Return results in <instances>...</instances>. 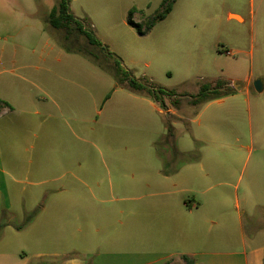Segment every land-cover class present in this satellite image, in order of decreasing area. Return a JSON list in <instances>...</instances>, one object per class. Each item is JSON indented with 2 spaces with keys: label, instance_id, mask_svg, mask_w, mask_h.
<instances>
[{
  "label": "crops",
  "instance_id": "obj_1",
  "mask_svg": "<svg viewBox=\"0 0 264 264\" xmlns=\"http://www.w3.org/2000/svg\"><path fill=\"white\" fill-rule=\"evenodd\" d=\"M164 1L160 0L159 12ZM219 1L222 0H175L171 13L142 35L148 41L138 53L145 59L149 73L158 70L163 81L172 78L176 70L188 73L192 68L206 67L211 59L234 57L232 47L239 49L236 47L240 44L235 42L243 41L248 20L252 42L258 37L264 41V0H259L258 20L254 0L249 17L242 3H238L241 0H235L233 8L219 6ZM144 7L147 11L152 9L151 4L138 6L134 0H71L70 5L75 18L85 28L91 27L96 38L120 58L125 54L116 47L117 28L123 27L125 31L126 26L135 30L128 24L132 10V20L142 25L145 19L139 17ZM29 36L23 32L12 44L9 67L3 59L5 49L1 48L0 100L7 106H0V119L15 114L34 115L41 119L44 139L57 137L67 129L74 135L76 124L78 127L79 123L93 122L100 114L98 99L92 93L99 67L90 62L82 67L75 59L76 52L64 50L50 38L44 44L53 51L33 47L20 51L23 47L20 41L27 43ZM43 36L39 37L43 39ZM57 45L61 58L54 59L55 67L51 68L50 55ZM250 55L253 56V49ZM171 59H177L176 63ZM167 60L172 64H167ZM23 62L25 65L19 66ZM253 81L251 73L243 88L200 107L188 120L187 140L166 153L171 157L166 163L151 157L149 163L140 161L141 155L143 158L148 154L149 147L144 145L99 148L92 143L104 164L105 174L98 163H90L83 178L80 165L78 172L67 173L64 162L57 176L30 182L36 188L28 196L32 204L26 213L32 219L20 231L12 220L17 215L10 198L0 137V228L5 224L0 233L9 229L22 233L26 227L33 231L40 216L49 209L47 204H42L47 196L58 203L50 209L56 214L54 223L66 215L72 217L70 237L65 242L59 237L51 241L46 236L24 241L0 239V264H40L44 259L65 257L70 254H64L61 249L67 244L84 246L88 256L79 260L71 254L75 257L65 264H186L184 256L195 264H264V100H252ZM259 81L262 91H255L261 94L264 80ZM111 100L112 97L106 98V102ZM117 103L125 111L131 103L138 112L150 108L162 117L173 113L172 109L164 111L159 104L140 95L131 101L120 96ZM131 116L139 122L146 118L142 113L120 118L127 120ZM178 125L183 123L173 124L175 129ZM53 151L48 146L42 148L44 154ZM130 155H137L133 158L135 163L128 161ZM44 170L47 174L51 170L48 162L40 165L39 172L44 175ZM14 184L18 185V180L14 179ZM81 185H90V201L101 197L107 204L117 201L123 204L107 206L97 215L91 206L88 224L83 227L81 214L65 210L64 205L65 201H81L80 194L66 195L67 186Z\"/></svg>",
  "mask_w": 264,
  "mask_h": 264
},
{
  "label": "rangeland",
  "instance_id": "obj_2",
  "mask_svg": "<svg viewBox=\"0 0 264 264\" xmlns=\"http://www.w3.org/2000/svg\"><path fill=\"white\" fill-rule=\"evenodd\" d=\"M59 0H0V54L1 48L4 47L5 55L3 59L5 65H9L11 46L16 43L23 32L29 33L28 42L20 41L22 48L20 51L25 52L31 50V48L43 49L45 51H53L52 47H47L44 43L47 42V38L51 39V42L56 44L63 43L67 35L66 31H60L53 29L48 23L49 16L53 7L57 6ZM138 6H145L147 3L151 4L152 9L147 11L144 7V12L139 19L144 18L142 23L143 29L149 19L153 18L159 13L160 0H134ZM238 1V0H237ZM235 0H222L219 1V6L224 5L226 8H233L235 6ZM238 3H242V8L249 17L251 11V0H241ZM259 0H254V10L256 11V19L261 17L259 9ZM74 11L78 14L77 4H74ZM221 12V9H219ZM129 19V17H128ZM34 26L35 28H33ZM38 28L40 33L36 30ZM117 28L118 40L116 41V47L124 52V57H118L123 67L130 69L134 77L139 81H151L155 85L166 88L167 90H174L178 94L174 98L176 101H167L164 111L169 109L173 110V113H167V118L174 123H183L178 125L176 129V145L182 141L187 140L188 134V120L192 118L200 108V101L197 98L201 87L214 86L219 80L221 81H235L234 84H230L226 88L228 90L236 91L238 88L244 87L245 80L253 74V86L259 80H264V41L261 42L260 38H256L255 42L251 40V27L248 20L246 31L244 32V39L241 42H235L240 44L239 49H234L233 52L236 55L234 57L225 58L219 61L213 59L204 68H192L188 73H182L180 71H174L173 77L170 79H161V74L158 70H152L149 73L145 67V59L140 56L138 50L143 48L148 41L147 36L140 35L137 30H131L125 26L123 31ZM89 29L92 30L91 27ZM44 35L43 39L39 36ZM16 37L15 38L13 37ZM40 43V45L38 44ZM69 46L81 51L87 55H93L100 59V62L105 67L111 68L103 70L98 68V77L96 87L92 84V93L98 99V109L100 114L95 116V120L88 124L79 123L75 126V134L71 135V131L60 132L57 137L44 139L43 133L40 129L42 124L41 119L36 118L34 115L15 114L13 116H5L0 119L1 127V145L3 152L4 169L6 172V179L9 186V192L11 194V202L13 209L17 215L13 220L14 226L24 225L31 214L26 213L27 208L31 206L28 196L32 195V191L36 188L30 186V182H36L49 176L53 178L57 176L59 172V166L65 162L67 168L65 172H78L81 166V172L83 178L85 174H88L90 163H98V167L101 168L102 173L105 174L104 164L100 161V155L97 150H93V144H96L99 148H106L117 145H144L149 147L148 154L140 156V161L145 163L155 161H163V163L170 161L169 155L163 156V159L154 150L155 144L163 138L164 135V121L156 111H152L150 108H145L138 112L130 103L125 111L121 103L116 101L118 97L124 96L126 100L131 101L136 97V93L133 92L126 82L122 81V77L116 78L113 73L109 72L114 70L113 59L108 58L98 47L91 46L87 39L78 34L74 29L70 31ZM236 46V44H234ZM254 45V46H253ZM253 49V56L250 55V51ZM60 46L57 45L54 48V52L51 53L49 67H55L54 59L61 58L59 54ZM241 52V53H237ZM77 53V52H76ZM75 56L80 61L82 67L93 64V62L85 55L77 53ZM172 63H176L177 59H171ZM167 60V64H172ZM25 63H20L19 66H23ZM42 66L41 64H38ZM94 65V64H93ZM9 67V66H8ZM84 71V68H83ZM63 72V70L61 71ZM153 76V77H151ZM76 77V76H75ZM69 78V77H68ZM77 78V77H76ZM161 80V81H159ZM240 86V87H239ZM251 86L252 100L263 99L264 92L256 93L255 88ZM20 88V87H19ZM121 89V91H117ZM245 93V91H242ZM23 93V91L20 90ZM223 93V91H222ZM24 94V93H23ZM112 97V100L106 102V98ZM243 99L245 96H242ZM198 99V100H197ZM142 113L146 115L145 121H138V118L123 119L122 115H134ZM94 129L92 132L90 130ZM161 132V133H157ZM91 142V143H90ZM93 143V144H92ZM50 147L53 151L51 154L42 153L43 147ZM153 146V147H151ZM33 148V149H32ZM153 149V151H152ZM95 152V154H94ZM104 153L106 151L104 150ZM92 154V161L90 159ZM107 154V153H106ZM110 156V155H105ZM137 155H130L128 161L132 164L135 163L133 159ZM151 157V160H150ZM107 162L106 157L104 159ZM48 162V167L51 170H44L39 172L40 165ZM70 164L71 166H69ZM88 177V176H87ZM14 179L18 180V185L14 184ZM245 180V178H244ZM87 184H89L87 182ZM14 186L22 192V194L14 189ZM243 187V184L242 186ZM98 189L96 186L93 187ZM73 193L81 195L80 202L65 201V210L79 212L82 216L83 227L88 224L91 206L94 209L96 215L101 209L110 208L114 204L121 206L123 202L117 201L105 203L101 201L103 198L99 197L98 200L90 201V185H81L80 187L67 186L66 195ZM121 195V194H120ZM45 200L42 204L48 205V210L39 218V222L33 227V231L26 227L22 233H18L13 229H9L7 232L0 233V239L4 241L14 240H27L34 236H46L49 240L54 241L55 238H60L63 242L64 239L70 237L69 233V221H72L71 215L64 216L61 221L54 223L53 215H56L54 211H51V207L58 205L53 197H44ZM118 198H121L119 196ZM54 209V208H53ZM235 210L233 207L232 211ZM26 213V214H25ZM2 248V245H0ZM62 252L64 254H75L79 260H84L88 256V250L85 247H75L74 245L67 244L63 247ZM68 256V255H67ZM47 264H65L62 258H49L42 260Z\"/></svg>",
  "mask_w": 264,
  "mask_h": 264
},
{
  "label": "trees",
  "instance_id": "obj_3",
  "mask_svg": "<svg viewBox=\"0 0 264 264\" xmlns=\"http://www.w3.org/2000/svg\"><path fill=\"white\" fill-rule=\"evenodd\" d=\"M174 3H175V0H165L162 5V11H160L153 18L149 19L144 29L142 25H139L132 20V15L134 13L133 10L129 13L128 24L131 27L135 28L140 35H143L145 31H148L151 28H153L156 23L163 21L171 13ZM70 5H71V0H59L57 6L53 7V9L51 10L49 20H48V23L53 29L60 30V31H66L67 35L65 37V41L63 43H59L60 46L64 50L68 52L81 53L82 55L87 56L95 65H97L99 68L103 70L108 71V69H111V68L105 67V65H103L100 62V59L97 58L96 56L87 55L81 51L74 50L69 46L68 42H70V31L74 29L78 34L84 36L91 46L98 47L99 49L105 52V55L108 58L113 59L114 70L109 71V72L113 73L117 79L122 77V81L126 82L127 86L137 95L144 96V97H147L153 100L154 102L159 104V106L163 110L166 107L167 101H172V102L176 101L174 99L177 95L176 91L167 90L163 87L155 85L151 81L142 82V81L137 80L134 77L133 72L130 69L123 67L120 60L117 59V57L113 53H111L108 50V48L104 46L96 38L92 30L85 28L82 22L79 19L75 18V16L71 12ZM228 86H229V83L219 80L215 83L214 86L201 87L199 94L197 96V98L199 99L201 103L200 107H202L204 104L212 100H216L224 96H229L233 94L235 91L226 89ZM2 105L7 106V103L0 100V106ZM163 121L165 125V134L163 138L161 139V141L155 144V149L157 151V154L160 155L162 159L164 155L166 156V153H168L169 150L175 149L176 147V129L173 126V123L170 121V119L167 118V116L163 117ZM167 169H168V166L165 165V173ZM31 219L32 217H29V220H27L26 224L16 226L15 228L18 231L22 230L31 221ZM4 226L5 224H1L0 229L4 228ZM73 257L75 256L68 255L65 257H61V258L64 261H68L69 259ZM182 259L186 264H195V262L189 257L184 256L182 257ZM40 264H47V263L41 262Z\"/></svg>",
  "mask_w": 264,
  "mask_h": 264
},
{
  "label": "water",
  "instance_id": "obj_4",
  "mask_svg": "<svg viewBox=\"0 0 264 264\" xmlns=\"http://www.w3.org/2000/svg\"><path fill=\"white\" fill-rule=\"evenodd\" d=\"M255 89L258 91V92H261L262 91V84H261V81H257L255 83Z\"/></svg>",
  "mask_w": 264,
  "mask_h": 264
}]
</instances>
